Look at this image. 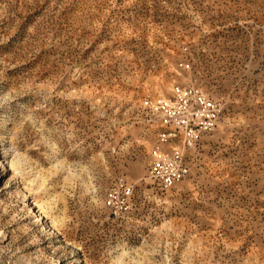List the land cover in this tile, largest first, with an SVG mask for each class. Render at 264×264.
<instances>
[{
    "label": "rangeland",
    "instance_id": "1",
    "mask_svg": "<svg viewBox=\"0 0 264 264\" xmlns=\"http://www.w3.org/2000/svg\"><path fill=\"white\" fill-rule=\"evenodd\" d=\"M0 157V264H264V0H0Z\"/></svg>",
    "mask_w": 264,
    "mask_h": 264
},
{
    "label": "built area",
    "instance_id": "2",
    "mask_svg": "<svg viewBox=\"0 0 264 264\" xmlns=\"http://www.w3.org/2000/svg\"><path fill=\"white\" fill-rule=\"evenodd\" d=\"M220 111V106L204 95L189 97L187 93H183L171 107L170 118L165 121L172 122L183 134L187 146L191 147L201 131L213 129ZM172 134L177 136V133ZM188 174L189 164L185 158V149L177 147L154 160L149 178L159 184L162 189L168 190L185 179ZM108 202L110 204L112 201Z\"/></svg>",
    "mask_w": 264,
    "mask_h": 264
},
{
    "label": "bare ground",
    "instance_id": "3",
    "mask_svg": "<svg viewBox=\"0 0 264 264\" xmlns=\"http://www.w3.org/2000/svg\"><path fill=\"white\" fill-rule=\"evenodd\" d=\"M7 169V165L5 164V160H2L0 157V171Z\"/></svg>",
    "mask_w": 264,
    "mask_h": 264
}]
</instances>
